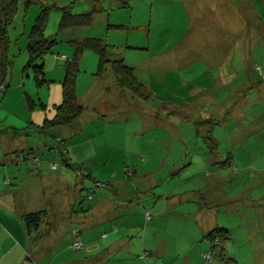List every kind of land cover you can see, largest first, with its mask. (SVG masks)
<instances>
[{"label":"rangeland","instance_id":"374dc122","mask_svg":"<svg viewBox=\"0 0 264 264\" xmlns=\"http://www.w3.org/2000/svg\"><path fill=\"white\" fill-rule=\"evenodd\" d=\"M63 7L73 13L91 11L92 23L59 31ZM3 11L0 21L6 14ZM42 13L43 36L51 44L41 58L29 62L30 30ZM3 27L0 204L11 208L4 214L15 218L17 209L36 212L58 199L74 197L69 212L57 211L64 216V238L36 264L98 257L101 249L120 239L129 253L109 254L105 258L109 264H118L112 260L120 256L123 264H132L137 257L159 264H264V170H260L264 167V0H16ZM84 37L103 39L107 57L120 58L130 66L164 52L188 56L171 60L160 70L165 76L158 79H152L146 67L139 68L144 88L128 90L131 104L123 118L106 126L104 120L95 122L81 137L74 133V122L50 126L46 121L54 117L62 100L64 60L55 56L70 58V40ZM97 61L92 50L83 52L75 87L85 89L94 80ZM230 71L235 72L233 76ZM182 77L190 80L188 85H182ZM113 79L107 69L99 80L110 87ZM95 86L93 90L99 91ZM97 96L99 99L90 94L79 101L88 106L106 99V95ZM174 100L181 105L173 107ZM150 115L164 121L156 123ZM217 120L221 123H214ZM195 121L200 122L198 134ZM93 129L101 135L89 136ZM229 132L246 134L239 154L259 159L234 173L230 169L231 175L223 169L224 180L218 181L222 182L224 203L216 225L227 229L228 239L219 244L217 238L211 246L199 230V219L189 220L185 215L195 209V202L187 200L193 196L199 201L202 192L198 186L202 189L206 174L216 172L203 167L201 158L205 157L198 151L209 149L203 136L209 133L212 138H222ZM78 140L80 148H94L88 156L92 159L90 178L62 163L60 149L66 155ZM88 152L84 155H90ZM95 181L104 186H95ZM95 200L99 206L93 208ZM105 206L110 207L111 217L102 220ZM51 214L49 210L42 219L47 215L51 220ZM151 218L156 224L148 231L156 233L157 241H169V250L159 256L141 247L142 228ZM50 223L45 225L48 230ZM71 228L79 230L82 249L72 248ZM27 256L35 264L34 254Z\"/></svg>","mask_w":264,"mask_h":264},{"label":"crops","instance_id":"0c3cea01","mask_svg":"<svg viewBox=\"0 0 264 264\" xmlns=\"http://www.w3.org/2000/svg\"><path fill=\"white\" fill-rule=\"evenodd\" d=\"M188 55L184 54H170L165 52L161 55H155L154 58L152 55H149L147 58L145 57L143 60L132 63L131 66L134 69L135 76L139 82H141L144 85V81L141 79V76L137 73V70L140 68L141 71L143 68L146 67V69L149 72V76L152 79H158L161 76H165L164 72L163 74L160 72L162 67L168 66V63L172 61H181L185 59ZM109 59H120V58H112L108 57ZM125 60V59H124ZM228 72V71H227ZM231 75H234V71H230ZM229 73V72H228ZM237 74L239 72H236ZM94 80L89 83L85 89H79L76 86V94L78 101L81 98H87L90 94H93L95 96V99H99L97 95H100L101 98L106 95L105 100L95 101L94 103L89 104L86 106L85 104H82L80 101L79 103L83 106V110L78 115V117L72 122L74 125V128L77 130L74 133L80 134L81 137L84 136V133L86 129L89 127V125L94 124L95 122H98L100 120H104L105 126L110 124L112 121L116 120L117 118H123V111L126 112L130 108L131 104V97L129 95V91L117 86L114 83L111 84V86L106 87L103 84H101V76L94 75ZM224 76L222 73L220 77ZM236 76V75H235ZM232 78V77H231ZM114 80V79H113ZM161 81H163V78H161ZM164 82V81H163ZM182 85L190 82V80L186 78H181ZM253 83V81H252ZM95 84H98L95 86ZM96 87L99 91L93 90V87ZM246 86V85H244ZM107 95H110L107 97ZM171 99L169 101H172ZM181 103L186 104V98H183ZM181 103H178L174 100L173 107H178L181 105ZM184 109V108H183ZM87 113H89L87 115ZM245 115H250V113H247ZM252 116L255 114L252 113ZM105 117L107 119H105ZM126 118V116H125ZM188 118V117H187ZM150 119L153 120L156 123H161L164 120H161L160 118H157V116H151ZM121 120V119H120ZM190 120V119H189ZM221 120H217L216 124H220ZM71 124V123H70ZM97 126V124H95ZM94 125H92V128ZM101 133L100 130L97 131V129H93L91 132L89 131V136L98 135ZM174 134V133H173ZM181 134V133H180ZM101 135V134H99ZM246 134H233L232 132H229L225 137H217L214 136L215 141V151H212L211 149H199V153L201 154L200 157H205L204 160L201 158L203 167L206 169L207 167L215 168L216 172H211L210 174H206L205 183L203 185V188L198 186V188L202 192V198L198 199L199 201H195L193 196L188 197L189 199L187 201H190L189 204H193L195 206V209L193 211L187 210L185 215L190 220L191 218L199 219V230L202 232L203 235H205L206 232L214 229V228H223V227H217V218H218V211L219 207L223 206L224 203V190L222 188V182L218 181L220 179L221 181L224 180L223 177L225 174L223 173V169L227 168V174H229V171L231 169L232 173L239 170V167H247L248 164L253 163L255 164L259 158L251 157L247 158V156H241L239 154V149L242 147V142L246 140L245 138ZM180 140L181 137L179 135H175ZM181 136V135H180ZM80 137V138H81ZM88 137V136H87ZM183 139H181L182 141ZM89 141V139H87ZM225 144V146L223 145ZM76 145L75 150L72 149L70 151V148H73ZM80 145H82L81 141L78 140L76 142H73L70 145L69 150H67V156L64 157L66 160L71 162V160H78L84 162V169L82 175H84V172H88L87 174H90L91 172V160L88 159L92 152L94 151V148L92 146H89V150H84L80 148ZM224 146V148H222ZM186 145L184 148V151L186 153ZM89 151V152H88ZM86 152L90 155H84ZM96 153L93 155L95 156ZM71 155V156H70ZM89 156V157H88ZM76 162V161H75ZM130 162H128L127 166ZM90 165V167H88ZM260 170H264V167H261ZM6 181V180H5ZM4 181V182H5ZM5 183H9V180H7ZM11 185V184H9ZM193 190V188H192ZM74 197L72 196L70 199L66 198L65 200L58 199L52 203H50V207L46 206L42 208H46V214H48L49 210H51L52 218L49 220L48 216L46 215L42 220V225L40 224L38 229H35L32 233H28L24 227L23 221H22V215L25 214L22 209L15 210V218H11L9 215H5L4 212L11 211V208L9 207L10 204H0V264H33L31 260H28V256L30 253L34 254L36 257L35 264L37 263V260L42 261L45 257V255L51 250H54L55 246L57 245L58 241L62 238H64V234L62 231V221L64 220L63 215H57V211L60 209L68 210L70 211V205L71 201ZM97 201L93 203L92 207H98ZM264 205V200L262 201ZM254 203V201H253ZM188 204V206H189ZM101 207V206H100ZM104 210L101 213V216L103 219H108L111 217V213L109 212L111 209L109 206L102 207ZM42 210V209H40ZM90 210V208H88ZM182 214V213H181ZM205 215V218L201 217L202 215ZM68 220V216L67 219ZM202 220V223H201ZM51 221V223H50ZM94 221V220H93ZM90 221V222H93ZM89 222V223H90ZM51 224V229H46V224ZM93 223H90L92 225ZM155 219H149L148 224H146L145 227L142 229V235H141V247L144 251L157 254L158 256L160 254H165L169 250V241L167 239L161 238L157 241L156 233H150L148 230L150 229V225H155ZM153 227V226H152ZM226 229V228H225ZM227 230V229H226ZM73 232H77L80 237L79 230L75 228H71L70 235L73 237ZM153 235V236H152ZM81 240V237H80ZM82 242V240H81ZM83 248V247H82ZM81 248V249H82ZM152 248V249H151ZM156 249V250H155ZM155 250V251H154ZM126 251L129 253V248L127 245L123 244V239L115 240L114 242H111L108 246L104 247L100 250L98 257L97 255H89L86 258H77L72 257L70 259H67L65 262H61L58 264H109L110 261H107L105 258L109 256V254L114 252H122ZM27 254V255H26ZM26 256V257H25ZM152 257H154L151 254ZM104 258V260H102ZM125 259V258H124ZM99 261L100 263L96 262ZM118 261V264H123V256H120L117 260H112V262ZM132 264H159L158 262H151L150 260H144L141 257L134 258L132 260ZM167 264V263H164Z\"/></svg>","mask_w":264,"mask_h":264},{"label":"trees","instance_id":"16d2710c","mask_svg":"<svg viewBox=\"0 0 264 264\" xmlns=\"http://www.w3.org/2000/svg\"><path fill=\"white\" fill-rule=\"evenodd\" d=\"M16 0H0V11H5V15L0 21V38L3 36L4 27L7 20L10 18L11 13L14 11ZM3 11V12H4ZM9 17V18H8ZM92 12L73 13L67 7L62 8V15L58 23V30L63 31L66 29L86 27L92 23ZM44 15H39L31 27L27 50L29 53V62L33 61L35 57L41 58L50 47V41L43 36ZM70 43L73 47V54L70 58H66L63 64L64 76L62 80V100L56 105V112L52 119L47 120V124L50 126H63L72 123L83 110V106L79 103L75 79L79 71V62L83 56L85 50H92L98 56L96 72L97 76H101L104 71L109 69L114 77L115 84L121 88L131 91H137L138 88L143 89L144 86L139 82L135 76V72L132 66L123 63L122 59H109L107 57V44L101 38L97 37H84L81 39H71ZM39 74H41V66L36 67ZM144 91V90H143ZM146 92V91H145ZM147 93V92H146ZM209 121L211 119H208ZM217 123V121H214ZM196 126V133L198 134L199 121L194 122ZM204 142L207 143V148H215V141L212 136L207 133ZM57 147L60 148V144L57 143ZM64 151L60 149V155L62 157L63 165L72 169L78 170L83 173V163L75 164L67 162L64 157ZM36 159V161H34ZM33 162L38 163V158H34ZM54 165V164H53ZM90 178V174L83 175ZM43 214H46V210H38L36 212H29L22 215V221L26 231L30 234L39 227V223L42 220ZM227 230L225 228H214L205 233L206 238L211 246H214L215 239L218 238V243L222 244L223 241L228 239V235L225 234Z\"/></svg>","mask_w":264,"mask_h":264},{"label":"built area","instance_id":"2783aa9c","mask_svg":"<svg viewBox=\"0 0 264 264\" xmlns=\"http://www.w3.org/2000/svg\"><path fill=\"white\" fill-rule=\"evenodd\" d=\"M55 57H56L57 59H63V60L66 59V57L63 56V55H56ZM34 161H36V159H34ZM53 167H54V165H53ZM76 173H77V174H80V171L76 170ZM94 184H95V186H98V187H99V186H100V187L104 186L103 183L98 182V181H95ZM88 195H89V196H93L91 192H88ZM145 215H146V217H147L148 213H145ZM71 246H72V248H74V249H76V250H79V249H81V248L83 247L82 242H81L80 237H79V235H78L77 232H73V239H72ZM207 255H208V254H204V257H206ZM207 257H208V256H207Z\"/></svg>","mask_w":264,"mask_h":264}]
</instances>
